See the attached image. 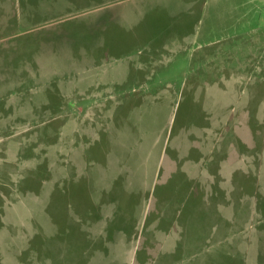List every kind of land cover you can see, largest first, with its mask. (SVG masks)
<instances>
[{
    "label": "rangeland",
    "instance_id": "1",
    "mask_svg": "<svg viewBox=\"0 0 264 264\" xmlns=\"http://www.w3.org/2000/svg\"><path fill=\"white\" fill-rule=\"evenodd\" d=\"M0 264H264V0H0Z\"/></svg>",
    "mask_w": 264,
    "mask_h": 264
},
{
    "label": "crops",
    "instance_id": "2",
    "mask_svg": "<svg viewBox=\"0 0 264 264\" xmlns=\"http://www.w3.org/2000/svg\"><path fill=\"white\" fill-rule=\"evenodd\" d=\"M206 161V160H205ZM208 166V164L207 163H204V162H197V177L199 178L202 174H204L205 173V170H206V167ZM194 167V166H193ZM215 169H216V167L214 168V172H215ZM237 197H235V201L237 202ZM218 205V204H217ZM216 205V206H217ZM227 211H224V215L225 214H228V213H226ZM219 213H220V215H221V211H219ZM235 215H236V213H235ZM232 216H233V214L229 211V219L227 220V223H229V222H232L233 221V218H232ZM235 221H236V218H235ZM216 228V229H215ZM220 228H222V227H220ZM220 228H218V226H217V224H215L214 225V230H216V234H217V230L219 229V233H220ZM215 231H213V233H214ZM212 234V232H210V234L209 235H211ZM225 235V234H224Z\"/></svg>",
    "mask_w": 264,
    "mask_h": 264
}]
</instances>
